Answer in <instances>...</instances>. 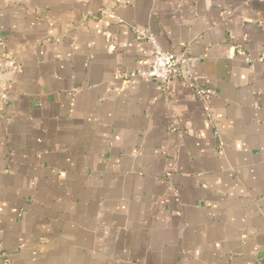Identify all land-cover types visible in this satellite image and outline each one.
Returning <instances> with one entry per match:
<instances>
[{
    "label": "crops",
    "instance_id": "1",
    "mask_svg": "<svg viewBox=\"0 0 264 264\" xmlns=\"http://www.w3.org/2000/svg\"><path fill=\"white\" fill-rule=\"evenodd\" d=\"M0 33V264H264V0H0Z\"/></svg>",
    "mask_w": 264,
    "mask_h": 264
},
{
    "label": "built area",
    "instance_id": "2",
    "mask_svg": "<svg viewBox=\"0 0 264 264\" xmlns=\"http://www.w3.org/2000/svg\"><path fill=\"white\" fill-rule=\"evenodd\" d=\"M108 14L109 13L107 11H104L102 16L106 18ZM137 33L140 37H144L150 42L154 52L153 55L154 57L150 70L148 72L143 73L142 75L157 78L164 83L168 82L170 79L174 77L182 75V70H181V64L183 62L182 56L171 50H167L163 48L160 45L156 34L152 32L150 28H145L144 30L138 31ZM0 39H1V33H0ZM8 68L9 66L4 60V58L0 59V70L3 73H6L8 72ZM120 74L126 79L128 76L134 75V74H126L124 72H120ZM2 81L5 90L3 93V98L6 99L9 90L8 80L4 77Z\"/></svg>",
    "mask_w": 264,
    "mask_h": 264
},
{
    "label": "water",
    "instance_id": "3",
    "mask_svg": "<svg viewBox=\"0 0 264 264\" xmlns=\"http://www.w3.org/2000/svg\"><path fill=\"white\" fill-rule=\"evenodd\" d=\"M187 65H188V60H186L184 63H183V71H184V74L185 75H187V70H186V68H187Z\"/></svg>",
    "mask_w": 264,
    "mask_h": 264
}]
</instances>
